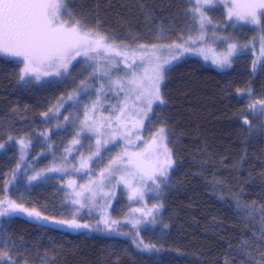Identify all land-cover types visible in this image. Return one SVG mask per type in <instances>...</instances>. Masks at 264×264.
<instances>
[{
	"label": "trees",
	"instance_id": "obj_1",
	"mask_svg": "<svg viewBox=\"0 0 264 264\" xmlns=\"http://www.w3.org/2000/svg\"><path fill=\"white\" fill-rule=\"evenodd\" d=\"M190 9L189 0L67 4L87 29L131 46L177 41L194 25ZM18 61L0 54V198L17 163V140L26 142L29 158L37 155V172L46 169L73 138L87 101L84 84L93 81L82 59L38 82L20 79ZM161 90L163 103L146 127H165L173 163L157 224L141 231L155 249L142 252L128 239L59 223L71 221L74 209L55 179L29 184L21 174L10 198L41 217L0 219V251L7 253L0 264H264V114L258 104L249 109L264 100V60L253 69L240 54L220 71L184 58L169 68ZM69 95L75 103L53 111ZM122 207L120 197L114 212Z\"/></svg>",
	"mask_w": 264,
	"mask_h": 264
},
{
	"label": "rangeland",
	"instance_id": "obj_2",
	"mask_svg": "<svg viewBox=\"0 0 264 264\" xmlns=\"http://www.w3.org/2000/svg\"><path fill=\"white\" fill-rule=\"evenodd\" d=\"M190 5L191 8L194 7L192 3ZM226 13L227 10L222 3H217L210 8H206V14L211 19L212 24L207 26L202 40L198 38L201 36L199 22L192 17L194 25L181 35L177 41L150 45L142 44L145 46L142 49L139 47L140 45L131 46L108 39V43L112 44L117 52L125 53V55L118 56L115 53H109L105 56L102 53L96 56L95 59H92L91 56L85 57L81 55L72 60L68 71L79 59L85 60L83 62L91 69L90 76L93 81L92 83L86 82L84 84V93L88 96L93 95V97L89 98L84 93L80 96L86 97L87 101L83 103L82 117L78 122L75 134L66 145L61 156L53 155L50 158L46 169L37 172L33 167L34 163L38 162L37 155L29 158V147L27 146L22 150L20 141L17 140L20 147L17 163L12 170L13 172H10L11 174L6 180L5 192L0 198V200L5 201L4 207H7V201H13L9 195L10 188L21 174L25 175L29 184L36 183L46 177H52L55 179L58 189L70 200L69 204L74 209L72 220L82 225H88L86 228L82 227L84 230L91 233L95 232L128 239L137 250L148 252L143 247H137V244L142 242L143 245H149L143 241L141 231L147 226L157 224L162 207H159L157 210L154 206L162 205L170 168L167 170V175L159 178L156 184H153L152 180L147 179V170L150 169V165L157 158L161 161L165 159L163 147L156 149L148 158L143 160L142 167L146 169L144 173L137 171L135 160L129 164L127 158H125L124 164L121 165V171L115 172L114 177H107V169L112 160L123 156L125 153L138 154L145 152L153 142V139L158 137V130L160 128L165 129L163 126L146 127V123L152 116L154 108L160 105L161 102L153 100L151 110H149L146 100L136 99L141 91L147 93L148 89L152 86L155 78L153 69L156 64L164 65L165 71L163 75L165 79L170 67L188 57L198 58L205 64L220 71L230 68L235 58L240 54H247L249 56L250 66L253 69L264 60V29L243 21H227ZM61 20L68 22L69 26H71V21L65 20L62 15ZM189 37H191L194 43H185L189 41ZM177 44L193 50L182 51V49H176L175 47H166ZM230 44H235L240 51L230 57V66L219 67L213 63V60L226 54ZM153 46L156 47L153 48ZM0 54L18 60L21 59L4 53ZM164 61H170V63L164 64ZM129 65H132L131 69H129ZM23 66L22 64V68ZM41 71L54 73L55 69L47 68ZM105 72L108 74L105 75ZM56 76L41 75L39 80H36L34 77H26L25 80L38 82L42 79ZM164 79L159 83L161 97V87ZM117 80L122 82V89L116 85L115 81ZM133 80L140 82L139 91L137 84L129 83ZM69 97L70 95L58 101L53 111L58 112L63 103L72 100ZM70 102L69 105L71 106L75 103L73 100ZM94 104L96 105L95 111L92 110ZM122 108L124 115L117 121V117L121 116L120 110ZM86 114L90 118L89 123L95 121L97 126L101 123H106V118H110L111 127H102L99 129V133L81 132V128L84 126L82 121L85 120ZM122 125L126 126L121 127ZM117 129L119 130L117 131ZM114 133L115 139L112 138ZM85 137H88V139H85ZM167 137V130L165 129L163 145L171 151ZM11 140L12 138L10 137L8 142ZM74 140H79L80 144H73ZM97 140L101 141L99 145L97 144ZM104 141L108 142L104 143ZM156 143L160 144L159 139H156ZM0 145L4 147V143ZM45 152L47 153V150ZM96 152H99V155L94 156L93 153ZM48 154H53L51 147ZM89 157H91L90 160L88 159ZM82 161L87 162V168H81ZM49 169L61 170L49 171ZM77 169L80 170L77 171ZM101 173H104L105 177H107L103 179L102 183ZM121 176H124L134 188H139L144 192L143 199L129 198L131 190L124 183H118ZM33 177L36 178L32 179ZM77 194L80 195L77 196ZM120 197L124 199L125 207H122L124 208L122 209L124 210L122 214L118 211V215L114 212V205ZM77 199L80 201L79 204L74 203ZM81 204L85 206L80 207ZM150 210L152 211V215H146ZM14 215L29 217L26 213H16L0 216V219ZM105 220L109 222L116 221L117 223L112 224V228L109 230L104 224Z\"/></svg>",
	"mask_w": 264,
	"mask_h": 264
},
{
	"label": "snow or ice",
	"instance_id": "obj_3",
	"mask_svg": "<svg viewBox=\"0 0 264 264\" xmlns=\"http://www.w3.org/2000/svg\"><path fill=\"white\" fill-rule=\"evenodd\" d=\"M194 5L190 10V13L194 20L199 22V31L201 36L199 39H203V33L206 31L208 25L212 24L211 19L206 14V8L222 3L227 10V21L233 22H245L252 25H257L264 29V0H189ZM68 0H0V53L7 54L13 57L21 58L18 62L24 66L21 69L20 79L25 80L26 77H34L36 80L41 78V75H62L67 72L72 60H75L77 56H91L95 59L96 56L102 53L106 56L109 53H115L118 56H124L125 53L117 52L116 48L112 44L108 43V36L101 34L99 31L93 29H86V26L79 20L75 19L73 13L67 10ZM66 14L70 17L71 26L68 22L61 20V15ZM100 25H97L99 28ZM194 41L189 37V41ZM140 48H145L144 45H140ZM156 46H153L155 48ZM166 47H175L176 49H182V51H190L193 49L185 48L183 45H174ZM240 51L235 44H230L226 54L214 59L213 63L219 67H228L231 64L230 57L234 53ZM182 54V53H181ZM207 59V57H205ZM175 59V57H173ZM170 61H164V64H168ZM129 69L132 65L128 66ZM54 68L55 72L41 71L42 69ZM155 78L152 86L148 89L147 93L140 92L136 99L146 100L149 110H151V104L153 100H158L163 103V99L160 95L159 83L164 79V65L156 64L153 69ZM105 75L108 73L105 72ZM84 83L83 81L81 82ZM116 85L121 89L123 84L121 81H115ZM129 83L137 84L138 91L140 88V82L133 80ZM69 99H72L70 96ZM260 106L261 114H264V100L257 101L255 104L249 105V109L254 110L256 105ZM93 111L96 110V105H93ZM121 116L117 117L119 121L123 115V108L120 110ZM139 114V113H138ZM44 115H48L45 113ZM146 115V113H144ZM68 117H65L67 120ZM89 117H85L82 121L84 125L81 128V132H94L99 133V129L102 127H111V119L106 118V123H101L97 126L96 122L89 123ZM248 122L245 121V124ZM126 125H122L124 127ZM251 130V126H249ZM119 129H117L118 131ZM115 139V133L112 136ZM88 139V137H85ZM156 139H159L160 144L156 143ZM165 139V129L160 128L158 130V137L153 139V142L143 153L128 154L111 161L107 169V177H114L115 172L121 171V165L124 164L125 158L129 164L135 160L137 171L144 173L146 169L142 167L144 159L148 158L156 149L163 147V155L165 159L163 161L157 160L150 165V169L147 170V179L152 180L153 184L157 183L159 178L167 175V170L172 166L171 151L163 145ZM108 141H104L107 143ZM101 143L97 140V144ZM22 150L27 147V144L20 141ZM73 144L79 145V140H74ZM3 148V145H0ZM94 156L99 155V152L93 153ZM89 160L91 157L88 158ZM87 162L82 161L81 168H87ZM61 169H49V171H60ZM80 169H77L79 171ZM101 183L105 177L104 173H101ZM33 177L32 179H35ZM124 183L126 187L131 190L130 199H143L144 192L139 188H134L133 185L124 177L121 176L118 183ZM163 182V181H161ZM158 186V185H157ZM91 191V189H89ZM80 194H77L79 196ZM74 203L79 204L77 199ZM5 201L0 200V216L26 213L29 217H35L39 219L41 214L35 209L25 208L22 204H16L14 201H7V207H4ZM85 205L81 204L80 207ZM162 205L154 206L158 210ZM146 215H152L150 210ZM59 223L67 224L68 227L78 229L86 228L88 225L79 224L75 220L71 221H59ZM116 221L109 222L104 221L107 229L111 230L112 224ZM264 243V239L261 240ZM137 247H143L148 251L155 249V245H143L142 242L137 244ZM7 256V253L0 251V257Z\"/></svg>",
	"mask_w": 264,
	"mask_h": 264
}]
</instances>
